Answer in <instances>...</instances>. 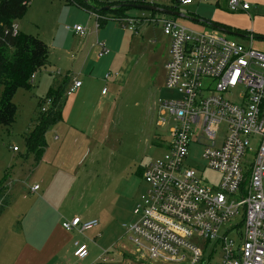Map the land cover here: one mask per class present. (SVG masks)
Returning a JSON list of instances; mask_svg holds the SVG:
<instances>
[{"label": "built area", "instance_id": "obj_1", "mask_svg": "<svg viewBox=\"0 0 264 264\" xmlns=\"http://www.w3.org/2000/svg\"><path fill=\"white\" fill-rule=\"evenodd\" d=\"M199 1L217 5L224 0ZM177 2L179 7L194 0ZM226 5L231 12L250 8L245 0H226ZM120 20L134 30L142 19ZM150 21L161 23L170 39L165 85L180 97L160 101L158 125L170 119L174 125L166 154L144 167L142 177L148 189L134 210L137 220L127 226L136 252L157 263L199 264L205 251L190 242L196 234L205 246L213 243L211 256L220 247L221 264H264V51L256 49L253 41L245 46L209 25L194 29L174 17L152 16ZM73 28L85 34L81 26ZM10 29L13 36L20 33L17 21ZM99 44L100 55L108 53L105 43ZM80 86V81H74L66 95ZM238 88L242 92L237 100L226 97ZM51 102L48 99L42 111ZM222 126L225 134L218 138ZM199 135L209 142L202 153L207 166L222 175L216 186L185 163ZM257 139L258 149L250 163V144ZM38 188L35 185L32 190ZM98 225V219L79 216L62 223L66 230L81 232ZM108 253L103 252L102 262L93 264H104ZM88 255V245L75 241L74 256L84 260Z\"/></svg>", "mask_w": 264, "mask_h": 264}, {"label": "rangeland", "instance_id": "obj_2", "mask_svg": "<svg viewBox=\"0 0 264 264\" xmlns=\"http://www.w3.org/2000/svg\"><path fill=\"white\" fill-rule=\"evenodd\" d=\"M86 1H90L93 6L98 5L93 0ZM149 1L166 6L174 3V0ZM215 10L216 4L199 0H194L191 5L179 6V11L187 17L211 20L228 26L216 17ZM127 14L144 19L135 24L134 30L124 27L120 19L113 18H109L106 24L99 28L96 15L76 4L66 0H33L28 5L26 13L18 19L17 25L20 32L38 37L47 44L50 50L48 63L36 72L30 88H21L16 93L14 102L18 106V115L13 126L7 128L0 125V181L12 178L13 184L9 185L17 186L16 182L21 179L20 174L24 165L33 161L32 153L26 155L25 134L32 130L41 107L47 106V97L55 76L59 74V77L63 78L69 73L71 78L77 76L88 86L91 85L94 91L101 92L104 88L109 91L101 109L106 113L109 111L110 116L107 119L106 117L95 119L96 124L100 123L96 125L97 131L94 133L97 142L92 146L93 152L83 169L90 168L87 165L96 160L95 172L97 171L98 178L94 184V192L99 195L96 202L101 200L103 207L107 205L120 210L110 225V237L126 233V227L137 220L138 216L134 210L148 189L138 168L145 167L166 154L174 125L172 119L161 126L157 124L160 101L180 97L177 90L165 85L167 74L165 63L169 56L170 39L164 33L161 23L150 21L152 16L158 18L171 16L135 8L128 10ZM227 14L228 20L232 18L230 15H238L237 12L231 11ZM175 19L192 24L188 18ZM76 25L84 29L83 36L73 28ZM258 36L259 38L254 40L256 41L254 46L264 51V34ZM227 37L245 46L250 45L249 37L233 35ZM99 42L105 43L108 53L100 55ZM107 74H111L109 79L105 78ZM241 92L242 88H238L235 93L227 94L226 97L237 100ZM95 96L99 99L97 93ZM103 120L106 121V126L102 125ZM224 134L222 126L218 138H222ZM199 137V142L192 144L185 163L196 168L207 183L216 186L222 175L207 166L202 153L204 146L209 142L205 136ZM47 140L46 138V142ZM157 141L160 145H157ZM258 143L257 139L250 144L247 157L250 163L254 160ZM14 147L18 150L15 151ZM125 169L129 174H126V171L123 173ZM37 174L34 173L35 176ZM86 188L85 183L84 189ZM7 191L11 197L22 199L21 194L25 189H20V193H11L8 187ZM88 201L91 202L89 195L84 198L78 209ZM75 209L77 208L73 207L71 210ZM190 242L196 244L201 251H205L199 264H221L220 247L211 256L213 243L205 246V241L196 234ZM113 251H107L109 259L104 264H165L141 258L139 254L123 257L115 249ZM101 255L96 258L98 262H102ZM68 257L72 264H90L92 260L90 258L85 261L78 260L72 252Z\"/></svg>", "mask_w": 264, "mask_h": 264}, {"label": "crops", "instance_id": "obj_3", "mask_svg": "<svg viewBox=\"0 0 264 264\" xmlns=\"http://www.w3.org/2000/svg\"><path fill=\"white\" fill-rule=\"evenodd\" d=\"M245 1L250 4V8L238 11V15H230L232 18L229 20L226 0L216 5L215 15L228 25V30L239 32L241 37H249L254 46L258 35L264 34V0ZM195 19L198 23L189 19L194 25L184 24L194 29L209 27L201 23L208 20ZM69 78L68 86L74 81H80L81 86L66 96L63 120L47 130V145L41 159L36 161L34 154H31L33 161L24 165L17 186L9 185L13 184L12 178L0 181L8 196V204L0 215V264H72L68 255L71 252L74 255L75 241L88 245L89 255L84 261L90 258V264L95 263L103 251L112 252L113 249L123 257L137 255L128 229L122 235L109 236L110 225L120 210L107 205L103 207L101 200L96 202L99 198L94 192L98 178L96 160L87 165L90 168L83 169L93 152L92 146L97 142L94 133L97 131L96 125L100 123L96 124L95 119H107L110 116L109 111L106 113L101 109L109 91H94L91 85L88 86L79 77ZM101 123L106 126L105 120ZM125 171L129 174L126 169L123 173ZM35 185L39 188L32 190ZM8 187L11 193H20V189H25L21 194L22 199L11 197ZM88 195L91 202L84 203L78 209ZM73 207L77 209L71 210ZM75 216L83 220L98 219L99 225L88 231L74 229L76 234L70 233L63 228L62 223Z\"/></svg>", "mask_w": 264, "mask_h": 264}, {"label": "trees", "instance_id": "obj_4", "mask_svg": "<svg viewBox=\"0 0 264 264\" xmlns=\"http://www.w3.org/2000/svg\"><path fill=\"white\" fill-rule=\"evenodd\" d=\"M33 0H0V125L11 128L18 115V106L14 102L16 93L21 88H30L33 80L32 75L46 66L50 50L47 44L40 38L20 32L13 36L10 31L11 25L20 19ZM84 9L96 13L97 26L103 27L109 18L123 19L128 16L131 6L125 3L151 4L158 7L179 10L177 0L170 6L159 5L149 0H116L99 1L93 0L98 5H91L86 0H66ZM153 14L161 13L152 11ZM176 18V17H174ZM194 23H198L192 19ZM205 25L223 24L213 21H202ZM7 31V32H6ZM69 73L63 78L59 74L55 76L47 99H51L50 106L45 111L38 112L32 130L25 134L27 154L33 153L36 161H39L46 148L45 134L54 124L63 120L66 90L70 81ZM42 108V107H41ZM157 145H160L157 141ZM138 171L143 175L144 167L139 166ZM8 204V196L0 185V215Z\"/></svg>", "mask_w": 264, "mask_h": 264}, {"label": "water", "instance_id": "obj_5", "mask_svg": "<svg viewBox=\"0 0 264 264\" xmlns=\"http://www.w3.org/2000/svg\"><path fill=\"white\" fill-rule=\"evenodd\" d=\"M124 6H131L132 8L135 9H144V10H149V11H160L161 13L171 16V17H176V18H188V19H194L197 20L193 17H187L186 15H184L183 13H181L178 10H173V9H169V8H163V7H158L155 5H151V4H134V3H125L123 4ZM212 27L218 29L219 31L226 33L228 35H233V36H237V37H241V34L239 32L236 31H230L226 28H223L219 25H212Z\"/></svg>", "mask_w": 264, "mask_h": 264}]
</instances>
